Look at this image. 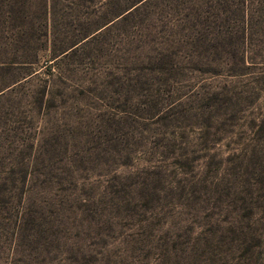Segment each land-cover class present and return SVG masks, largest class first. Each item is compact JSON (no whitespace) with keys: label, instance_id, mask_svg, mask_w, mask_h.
Masks as SVG:
<instances>
[{"label":"rangeland","instance_id":"374dc122","mask_svg":"<svg viewBox=\"0 0 264 264\" xmlns=\"http://www.w3.org/2000/svg\"><path fill=\"white\" fill-rule=\"evenodd\" d=\"M0 264H264V0H0Z\"/></svg>","mask_w":264,"mask_h":264}]
</instances>
